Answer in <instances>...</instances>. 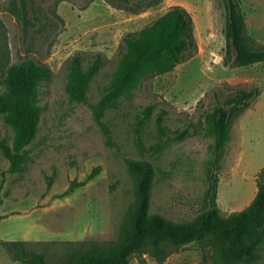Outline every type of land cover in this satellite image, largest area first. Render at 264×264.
<instances>
[{"label": "rangeland", "instance_id": "1", "mask_svg": "<svg viewBox=\"0 0 264 264\" xmlns=\"http://www.w3.org/2000/svg\"><path fill=\"white\" fill-rule=\"evenodd\" d=\"M12 4L13 0H0L12 40V58L0 67V75L5 76L10 64L32 57L46 63L52 76L38 85L39 119L22 172H10L4 147L13 148L16 131L0 113L1 236L18 240L31 226L45 227L46 238L52 239L28 241L27 247L45 254L49 263L66 262L92 244L117 240L135 200L128 165L133 160L148 161L156 171L151 215L193 221L202 211L213 177L218 178V204L224 213L252 203L258 192L256 176L264 169V62L248 66H237L233 58L226 62L225 0H28L35 25L27 39L10 12ZM176 5L192 14L197 47L187 51L172 71L151 74L120 97L99 123L92 107L108 92L120 67L124 38ZM241 6L246 42L261 49L264 0H242ZM77 53H82L85 69L98 57L103 61L90 83L88 104L73 102L67 92L69 61ZM241 91L256 96L234 116L231 140L217 167L215 136L207 116ZM149 108L141 148L137 127ZM186 129L190 134L180 138ZM73 232L84 238L71 240ZM1 241L0 264H20ZM129 264L226 263L210 246L193 242L162 263L146 254L134 255ZM230 264H264V243L257 259Z\"/></svg>", "mask_w": 264, "mask_h": 264}, {"label": "trees", "instance_id": "2", "mask_svg": "<svg viewBox=\"0 0 264 264\" xmlns=\"http://www.w3.org/2000/svg\"><path fill=\"white\" fill-rule=\"evenodd\" d=\"M13 0L10 12L22 24L24 37L34 26L28 0ZM228 8L226 62L234 59L237 66L264 62V47L252 48L246 42L245 14L242 0H225ZM25 39V40H26ZM124 52L118 71L104 97L92 107L101 123L106 110L117 100L140 86L151 74L172 71L187 51L197 47L192 14L183 6H173L151 25L124 38ZM103 66L98 57L87 69L84 57L77 53L69 61L67 92L77 103H89V86ZM52 70L35 58L28 57L12 63L0 81V113L6 114L13 125L16 138L13 148L4 147L11 161L10 172H22L29 160L28 145L32 142L38 122V85L51 78ZM254 92L241 91L225 104H219L207 116L215 136V160L218 167L222 154L231 140L232 120L236 113L249 107ZM231 106V107H229ZM229 107V108H228ZM149 108L137 127L138 144L143 148V129L151 116ZM162 120L159 119L160 131ZM190 134L186 129L180 135ZM129 170L135 180V200L121 227L120 236L109 244H92L81 254L63 263H49L45 254L28 249V241H1L12 258L20 264H129L134 256L152 255L160 263L181 247L198 242L213 250L224 263L250 262L260 255L264 243V169L257 175L258 192L252 203L241 211L224 213L218 204V178L211 179L202 203L201 213L191 222H176L163 215H151L150 205L156 181V171L148 161H129ZM1 202V198H0Z\"/></svg>", "mask_w": 264, "mask_h": 264}, {"label": "crops", "instance_id": "3", "mask_svg": "<svg viewBox=\"0 0 264 264\" xmlns=\"http://www.w3.org/2000/svg\"><path fill=\"white\" fill-rule=\"evenodd\" d=\"M3 12H0V67L2 65L6 64V61L11 60L10 57L12 58V40H11V33L9 30H7V24L4 21V16ZM1 76V75H0ZM257 178V176H256ZM6 215V214H3ZM4 221V218L2 220V223ZM2 223L0 227V238L3 241H16L17 239L15 238H9L7 235H2ZM33 223L38 224L37 220L33 219ZM78 233V231H75ZM75 232L70 233L69 236L71 240L73 241H78L82 240L84 238V235H78ZM48 233V230L45 227H35L33 228L31 226V229L29 231H25V235L22 237V239L18 240H25V241H48L51 240L52 238H46L45 234ZM73 235V236H72ZM12 264H16L15 262H12Z\"/></svg>", "mask_w": 264, "mask_h": 264}]
</instances>
